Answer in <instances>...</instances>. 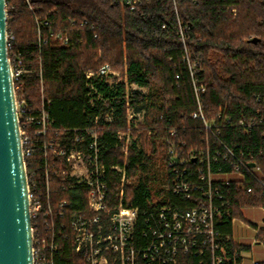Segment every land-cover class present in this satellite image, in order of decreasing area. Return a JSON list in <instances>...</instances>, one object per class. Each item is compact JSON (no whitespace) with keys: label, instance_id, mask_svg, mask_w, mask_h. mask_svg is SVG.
Returning a JSON list of instances; mask_svg holds the SVG:
<instances>
[{"label":"trees","instance_id":"16d2710c","mask_svg":"<svg viewBox=\"0 0 264 264\" xmlns=\"http://www.w3.org/2000/svg\"><path fill=\"white\" fill-rule=\"evenodd\" d=\"M174 3L159 0L130 11L113 0H6V31L13 43L8 58L12 64L11 56L19 55L25 71L14 82L16 97L24 99L30 113H36L43 103L54 130L80 129L91 123L94 105L103 109L102 101H108L107 108L114 107L115 120L103 126V131L112 144V133L126 130V101L136 110L145 108L143 130L135 133L137 139L132 140L125 168L136 182L125 187L124 198L137 207L152 199L151 170L156 162L163 165L170 130L176 133L172 141L181 142L184 151L204 148L201 122L191 118L196 100L184 56L197 64V84L205 86L200 101L207 120L218 114L233 121L257 110L264 114V105L254 99V95H264V0ZM176 13L190 25L184 43L177 36ZM50 33L67 34L69 44L59 46ZM38 35L44 43L38 44ZM252 39L258 41L251 43ZM103 64L145 92H126L122 82L111 87L103 81L93 82L92 91L86 86L85 74L96 72ZM263 130V126L247 133L224 128L220 138L254 161L264 179ZM39 155L37 151L33 158L37 166L41 165ZM115 155L110 152L111 162L122 166L121 153L117 150ZM57 182L53 178L50 186L53 202L66 199ZM226 194L229 213L222 216L218 227L229 234L231 219L240 215L239 210L264 206V196L257 187L247 193L234 184L226 188ZM166 199L188 206L187 201L168 193ZM57 218L40 219L39 233L46 239L59 230ZM75 261L64 245L56 264Z\"/></svg>","mask_w":264,"mask_h":264},{"label":"built area","instance_id":"2783aa9c","mask_svg":"<svg viewBox=\"0 0 264 264\" xmlns=\"http://www.w3.org/2000/svg\"><path fill=\"white\" fill-rule=\"evenodd\" d=\"M113 1L135 11L159 0ZM172 2L175 6L174 0ZM231 11L235 14L234 8ZM42 24L48 25L47 22ZM189 29L190 25L177 16V36L182 43ZM50 37L59 46H67L70 42L65 33H50ZM44 42L38 38V44ZM12 44L6 31L7 57ZM11 59L15 111L27 181L32 264H56L64 245L76 257L73 264H264L263 260L253 256L247 245L236 242L231 233H223L218 227L222 216L229 213L226 188L231 184L247 193L257 187L264 196L260 167L220 138L224 128L236 127L245 133L255 127L264 128L261 111L235 121L221 117V114L207 120L200 101L205 86L197 84V64L184 56L182 60L186 63L196 100V111L191 118L201 122L204 148L198 152L184 151L181 142L177 145L172 141L176 133L170 130L158 175L160 184L153 188L158 189L144 207H137L124 198L125 187L133 184L125 168L133 140L132 130L136 129V123L144 120L145 108L136 110L126 101V130L112 133V144L103 131V126L115 120L114 107L107 108L108 101H102L103 109L94 105L96 114L89 125L80 129L54 130L51 127L53 120L43 103L36 113H30L24 99L16 97L18 86L15 87L14 82L25 71L19 55L11 56ZM85 79L91 90L96 81L111 87L122 82L126 92L138 90L144 93L136 85L121 80L109 64L101 65L96 72L88 71ZM254 99L264 105V95H254ZM89 102L93 105V101ZM117 150L123 157L122 166L110 160V152L114 157ZM37 151L41 153L40 166L33 160ZM250 162L254 165L249 166ZM53 178L58 181L66 199L51 201ZM167 193L187 201L188 206L168 202ZM253 207L264 213L263 205ZM55 217H58L59 230L51 239H46L39 233L40 219ZM233 222L232 218L231 224ZM252 229L255 234L252 243L264 247V240L257 239L264 226L262 229L253 225Z\"/></svg>","mask_w":264,"mask_h":264},{"label":"water","instance_id":"95a60500","mask_svg":"<svg viewBox=\"0 0 264 264\" xmlns=\"http://www.w3.org/2000/svg\"><path fill=\"white\" fill-rule=\"evenodd\" d=\"M6 18L5 0H0V264H32L27 181L7 57Z\"/></svg>","mask_w":264,"mask_h":264},{"label":"rangeland","instance_id":"374dc122","mask_svg":"<svg viewBox=\"0 0 264 264\" xmlns=\"http://www.w3.org/2000/svg\"><path fill=\"white\" fill-rule=\"evenodd\" d=\"M145 92V90H144ZM145 123L144 120H140L138 123H136L137 127L134 132H132V138H135L137 135L136 132L143 130V124ZM149 134V132L147 133ZM137 139V137L135 138ZM161 164L160 162H156V164L153 165L151 170V187L152 189L155 187H158V184H160V180L158 179V175L161 172ZM133 179V180H132ZM133 184L136 182V178H131ZM131 184V185H133ZM158 189V188H157ZM152 192L154 194V190ZM242 216H234L233 217V225H232V236L233 239L240 243L243 242L245 245H247L248 250L252 252L253 256L259 260L264 261V247L260 246L259 244L252 243L253 238L255 237L252 226L256 225L263 229V222H264V213L261 209L257 207H243L239 210ZM239 221L242 223V227L239 226ZM245 227V228H244ZM242 230V232H240ZM241 237V240L238 238ZM264 230H262L261 234L257 237L258 240H264ZM240 240V241H239Z\"/></svg>","mask_w":264,"mask_h":264},{"label":"crops","instance_id":"0c3cea01","mask_svg":"<svg viewBox=\"0 0 264 264\" xmlns=\"http://www.w3.org/2000/svg\"><path fill=\"white\" fill-rule=\"evenodd\" d=\"M239 216H242L241 213H240ZM233 223H234V222H233ZM233 223L231 224V235H232V225H233ZM242 224H244V223H242L241 221H239V224H238V225L242 227ZM244 228H245V227H244ZM252 231H253V229H252ZM240 232H242V230H241ZM253 233H254V232H253ZM254 235H255V234H254ZM238 238L241 240V237L238 236ZM240 240H239V241H240ZM240 243L244 244L243 242H240ZM244 245H245V244H244Z\"/></svg>","mask_w":264,"mask_h":264}]
</instances>
